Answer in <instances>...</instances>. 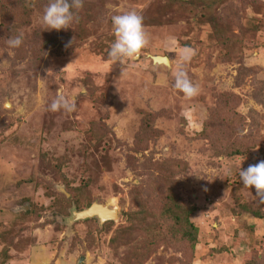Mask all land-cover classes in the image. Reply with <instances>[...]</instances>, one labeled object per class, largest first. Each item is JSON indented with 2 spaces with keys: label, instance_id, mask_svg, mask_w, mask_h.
Wrapping results in <instances>:
<instances>
[{
  "label": "rangeland",
  "instance_id": "obj_1",
  "mask_svg": "<svg viewBox=\"0 0 264 264\" xmlns=\"http://www.w3.org/2000/svg\"><path fill=\"white\" fill-rule=\"evenodd\" d=\"M1 4L0 264H243L252 255L264 264V218L240 212L258 200L238 175L264 157V0H83L91 16L80 9V19L59 31L45 30L43 10L33 5L15 49L2 42ZM128 11L142 16L148 44L122 66L108 57L111 17ZM240 38L250 48L228 61L222 43ZM185 50L193 54L187 63ZM151 55L169 57L170 65ZM181 66L199 85L192 100L174 87ZM58 90L75 103L73 112L49 111ZM230 95L236 101L222 107ZM229 109L227 133L218 125L213 136H201L206 121L225 119ZM150 115L160 134L142 139ZM236 137L255 146L219 155L215 140L226 145ZM166 159L178 161L181 195L198 206L193 254L162 243L138 249L148 235L126 234L127 214L158 211L151 161ZM77 189L118 217L71 220L74 206L85 209Z\"/></svg>",
  "mask_w": 264,
  "mask_h": 264
},
{
  "label": "trees",
  "instance_id": "obj_2",
  "mask_svg": "<svg viewBox=\"0 0 264 264\" xmlns=\"http://www.w3.org/2000/svg\"><path fill=\"white\" fill-rule=\"evenodd\" d=\"M48 3L49 0H2V19L3 22L6 23L4 28L3 26L1 27L3 32L2 42L6 43L8 37L21 34L20 30L18 29L23 24L26 25L31 21V16L34 13L33 5L43 10ZM81 10L85 12L84 15H82L83 18L84 16H91V6L83 4ZM76 16L78 19H80V14L78 12H76ZM47 35L48 32L44 35L43 41H39L38 43V46L43 50H46L50 44ZM53 36L54 40L52 43L57 44L58 41L56 33H54ZM227 39L222 43V45H226L229 48L227 51V60L229 61L232 59L233 54L239 53L242 48L247 46H245L244 39H237L232 44H229ZM56 50L57 53H60L61 51V49ZM235 101L236 97L234 95H230L229 102H220L219 104L224 108H229V106ZM221 114L225 117V119L218 117V119L216 118L213 121H206L204 123L201 136H208L209 130L211 133L213 131V136L218 125L224 127L225 133H227L229 125L226 118H231V110H226V113ZM233 114H235V109H232V116ZM147 119L148 121L141 126L142 131L140 138L143 137L142 139H148L149 137L151 138L152 136H158L160 134V131L155 129L153 126V116L150 115ZM235 128L237 130L236 133L240 132L239 126ZM238 139L236 137L231 144L227 143L226 145L222 143L220 145L218 140H215V143L217 144L216 149L219 155L226 157L242 155L255 146L254 143H252V138V140H249L248 142L245 141L244 143L241 137H238ZM144 147L146 148V144H144ZM261 160H264V157L255 160L254 164ZM151 162L152 168L155 170L154 180L158 186V191L161 193L160 197H158L159 209L156 211L151 208L139 207V211H135L133 214H127L131 226L126 228V234L132 235L139 232V234L146 233L148 235V239H145V244H139L138 249L148 248L149 250L150 247L152 248L157 246V244L162 243L166 245H182L185 252L193 254L199 244L200 239L199 229L191 220V216L197 211L198 206L193 202L185 201L181 195L178 185V175L182 174L181 172H183V170L181 167H179L180 164L178 161L174 159H166V161L163 163H154L153 161ZM156 170L158 171L157 175ZM76 195L79 197L77 200H75L79 209H83L91 205L89 201L85 202V197L80 193V189H77V192L73 194V196ZM263 207L264 203H260L259 201L256 205L243 203L240 205V212H249L254 217L263 219ZM243 264L260 263L258 261V256L252 255L251 259H248Z\"/></svg>",
  "mask_w": 264,
  "mask_h": 264
},
{
  "label": "clouds",
  "instance_id": "obj_3",
  "mask_svg": "<svg viewBox=\"0 0 264 264\" xmlns=\"http://www.w3.org/2000/svg\"><path fill=\"white\" fill-rule=\"evenodd\" d=\"M83 7V0H49L44 7L42 23L45 30H67L78 19L76 12ZM114 42L111 44L108 57L114 63L122 66L126 60H134L148 44V35L145 32L143 18L135 11L116 14L111 17ZM9 49L19 48L23 43L22 34L8 37ZM73 41H69L71 45ZM190 50L181 53L180 59L187 63L192 59ZM174 87L183 93L186 100H192L199 95V85L192 82L183 67L174 72ZM75 103L70 100L62 90L57 91L56 98L49 105L51 112L71 113L75 110ZM244 189H255V196L260 203H264V160L241 168L238 173Z\"/></svg>",
  "mask_w": 264,
  "mask_h": 264
},
{
  "label": "water",
  "instance_id": "obj_4",
  "mask_svg": "<svg viewBox=\"0 0 264 264\" xmlns=\"http://www.w3.org/2000/svg\"><path fill=\"white\" fill-rule=\"evenodd\" d=\"M151 57L154 63L170 65V59L167 56L151 55ZM71 213V220L73 221L97 217L101 224L118 217V210L116 208H111L109 205L101 204L99 202H94L91 206L83 210H78L77 207L74 206Z\"/></svg>",
  "mask_w": 264,
  "mask_h": 264
}]
</instances>
